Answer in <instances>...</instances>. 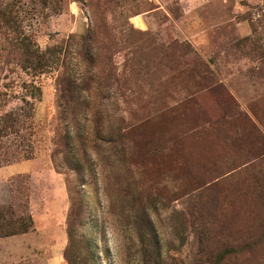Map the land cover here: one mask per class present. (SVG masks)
Segmentation results:
<instances>
[{
    "label": "rangeland",
    "instance_id": "1",
    "mask_svg": "<svg viewBox=\"0 0 264 264\" xmlns=\"http://www.w3.org/2000/svg\"><path fill=\"white\" fill-rule=\"evenodd\" d=\"M41 158L0 264H264V0H0V168Z\"/></svg>",
    "mask_w": 264,
    "mask_h": 264
},
{
    "label": "trees",
    "instance_id": "2",
    "mask_svg": "<svg viewBox=\"0 0 264 264\" xmlns=\"http://www.w3.org/2000/svg\"><path fill=\"white\" fill-rule=\"evenodd\" d=\"M13 21L15 25V28H13L14 31L19 30L22 26L16 24V18H14ZM16 37L17 45L25 50L26 56H30L29 61L32 59L37 60V63L34 66L36 70H44L45 68L50 67L49 63L51 60L46 56L48 53H51V51L39 53L29 35L23 34L21 36V34H19ZM78 167L79 166L76 165V171ZM32 228L33 221L31 216H16L15 212L11 208L0 206V238L26 234L29 233ZM211 258L213 259L212 256Z\"/></svg>",
    "mask_w": 264,
    "mask_h": 264
},
{
    "label": "crops",
    "instance_id": "3",
    "mask_svg": "<svg viewBox=\"0 0 264 264\" xmlns=\"http://www.w3.org/2000/svg\"><path fill=\"white\" fill-rule=\"evenodd\" d=\"M41 171L46 172L48 176H52L51 164L44 158L13 163L0 168V181H7L18 175L40 174Z\"/></svg>",
    "mask_w": 264,
    "mask_h": 264
}]
</instances>
